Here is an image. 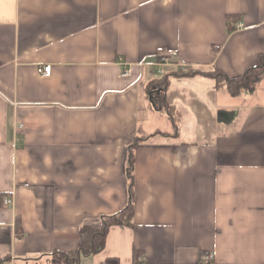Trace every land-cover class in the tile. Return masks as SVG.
<instances>
[{"label":"crops","instance_id":"crops-1","mask_svg":"<svg viewBox=\"0 0 264 264\" xmlns=\"http://www.w3.org/2000/svg\"><path fill=\"white\" fill-rule=\"evenodd\" d=\"M261 55L264 0H0V264L75 249L126 204L130 156L133 224L78 264H264V70L237 95L170 77L173 124L146 92L161 57L234 77Z\"/></svg>","mask_w":264,"mask_h":264},{"label":"trees","instance_id":"trees-1","mask_svg":"<svg viewBox=\"0 0 264 264\" xmlns=\"http://www.w3.org/2000/svg\"><path fill=\"white\" fill-rule=\"evenodd\" d=\"M226 23L230 25V17H226ZM255 68L264 70V55H261L254 67L247 68L242 74L230 77L219 69L205 71L200 69H182L179 67L163 68L160 74L152 77L146 86L147 96L152 107L166 114L173 124L171 109L166 100V90L170 77L205 75L216 80L218 84L225 85L232 95H237L242 91H252L255 89L262 71L253 72ZM252 73V74H251ZM138 138L134 139L136 142ZM134 142L132 144H134ZM133 146V145H131ZM130 146V147H131ZM127 178L129 181V196L126 204L117 212L103 214L94 222L84 224L79 228V241L75 249L70 251L52 250L49 254V264H78L84 257L93 256L101 252L106 244V237L112 226H132L133 224V203H132V159L129 157L127 164ZM15 233L17 237L23 234L19 221H16ZM134 252V258L138 256ZM102 264H120L116 257H107Z\"/></svg>","mask_w":264,"mask_h":264},{"label":"built area","instance_id":"built-area-1","mask_svg":"<svg viewBox=\"0 0 264 264\" xmlns=\"http://www.w3.org/2000/svg\"><path fill=\"white\" fill-rule=\"evenodd\" d=\"M238 27L241 26V24H238L237 25ZM167 59L165 57H161L159 58V60H157L155 63H154V67L156 68L155 70H153V73L154 75L156 74H160L162 72L161 68H162V65L164 64V62H166ZM38 73H40V75L46 77V76H49L50 73H51V65L50 64H46V65H42L38 68ZM128 73V70L127 69H124V71L121 73L122 76L124 75H127ZM13 204V198L12 197H9V196H5L2 198V205L4 207H8V206H11ZM212 258V255L211 254H208V255H204L203 256V259L204 261H208Z\"/></svg>","mask_w":264,"mask_h":264},{"label":"rangeland","instance_id":"rangeland-1","mask_svg":"<svg viewBox=\"0 0 264 264\" xmlns=\"http://www.w3.org/2000/svg\"><path fill=\"white\" fill-rule=\"evenodd\" d=\"M258 71V69H255L253 72L255 73V72H257ZM252 74V73H251ZM163 113V112H162ZM154 124L157 126V128H162L161 127V122H160V120H154Z\"/></svg>","mask_w":264,"mask_h":264}]
</instances>
